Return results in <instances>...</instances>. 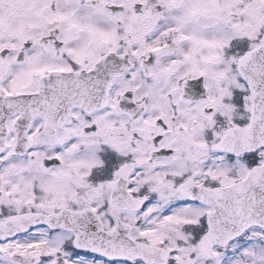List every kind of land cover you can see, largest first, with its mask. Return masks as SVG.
Instances as JSON below:
<instances>
[{
  "label": "snow or ice",
  "instance_id": "obj_1",
  "mask_svg": "<svg viewBox=\"0 0 264 264\" xmlns=\"http://www.w3.org/2000/svg\"><path fill=\"white\" fill-rule=\"evenodd\" d=\"M0 264H264V0H0Z\"/></svg>",
  "mask_w": 264,
  "mask_h": 264
}]
</instances>
